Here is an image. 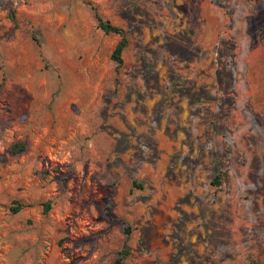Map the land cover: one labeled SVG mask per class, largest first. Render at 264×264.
<instances>
[{
	"label": "rangeland",
	"instance_id": "1",
	"mask_svg": "<svg viewBox=\"0 0 264 264\" xmlns=\"http://www.w3.org/2000/svg\"><path fill=\"white\" fill-rule=\"evenodd\" d=\"M122 249L264 264V0H0V264Z\"/></svg>",
	"mask_w": 264,
	"mask_h": 264
},
{
	"label": "trees",
	"instance_id": "2",
	"mask_svg": "<svg viewBox=\"0 0 264 264\" xmlns=\"http://www.w3.org/2000/svg\"><path fill=\"white\" fill-rule=\"evenodd\" d=\"M95 17L98 23L97 24L98 28L101 29L105 34L113 33L115 35L123 36V33L121 32V30L112 26L108 22L104 21L98 14H95ZM125 47H126V41L122 37V39L118 42V44L116 45V47L114 48L111 54V60H113L115 63L120 64L121 54L124 51ZM23 149H24L23 144H17L12 148L11 153L22 152ZM224 177H225L224 174L217 175L215 179L212 181L213 185H220ZM20 209L21 207L18 206L16 208H13L12 211L14 213H17ZM47 211H48V205L45 206L44 213H46ZM125 232L128 233L129 228H126ZM128 254H129L128 249H122L121 251H119L117 257L114 259V261L111 264H122L123 260Z\"/></svg>",
	"mask_w": 264,
	"mask_h": 264
}]
</instances>
